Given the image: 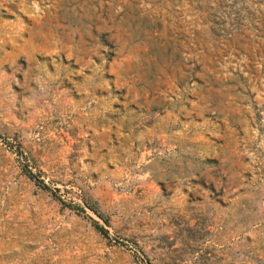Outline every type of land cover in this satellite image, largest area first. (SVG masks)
<instances>
[{
    "label": "rangeland",
    "instance_id": "374dc122",
    "mask_svg": "<svg viewBox=\"0 0 264 264\" xmlns=\"http://www.w3.org/2000/svg\"><path fill=\"white\" fill-rule=\"evenodd\" d=\"M0 264H264V0H0Z\"/></svg>",
    "mask_w": 264,
    "mask_h": 264
},
{
    "label": "trees",
    "instance_id": "16d2710c",
    "mask_svg": "<svg viewBox=\"0 0 264 264\" xmlns=\"http://www.w3.org/2000/svg\"><path fill=\"white\" fill-rule=\"evenodd\" d=\"M101 230V229H100ZM102 231V230H101Z\"/></svg>",
    "mask_w": 264,
    "mask_h": 264
}]
</instances>
